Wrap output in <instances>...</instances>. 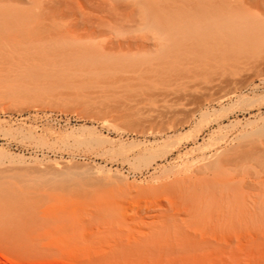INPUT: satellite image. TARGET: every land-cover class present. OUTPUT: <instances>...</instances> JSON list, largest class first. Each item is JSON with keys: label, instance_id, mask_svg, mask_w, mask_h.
Returning a JSON list of instances; mask_svg holds the SVG:
<instances>
[{"label": "rangeland", "instance_id": "1", "mask_svg": "<svg viewBox=\"0 0 264 264\" xmlns=\"http://www.w3.org/2000/svg\"><path fill=\"white\" fill-rule=\"evenodd\" d=\"M0 264H264V0H0Z\"/></svg>", "mask_w": 264, "mask_h": 264}, {"label": "bare ground", "instance_id": "2", "mask_svg": "<svg viewBox=\"0 0 264 264\" xmlns=\"http://www.w3.org/2000/svg\"><path fill=\"white\" fill-rule=\"evenodd\" d=\"M253 1V0H252ZM241 2V1H240ZM194 111V110H193Z\"/></svg>", "mask_w": 264, "mask_h": 264}]
</instances>
